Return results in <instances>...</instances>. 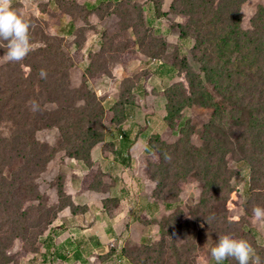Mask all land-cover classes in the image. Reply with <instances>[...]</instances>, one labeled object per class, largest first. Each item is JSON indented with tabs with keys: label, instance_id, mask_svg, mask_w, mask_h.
I'll return each mask as SVG.
<instances>
[{
	"label": "rangeland",
	"instance_id": "374dc122",
	"mask_svg": "<svg viewBox=\"0 0 264 264\" xmlns=\"http://www.w3.org/2000/svg\"><path fill=\"white\" fill-rule=\"evenodd\" d=\"M59 1L12 0L35 50L13 63L0 48V264H218L210 250L223 235L249 241L264 259V221L252 211L264 207V0H166L185 39L157 21L151 3L147 24L160 32L139 27L141 47L129 31V46L110 45L94 72L88 54L101 50L100 33L109 28L126 42L121 27L146 0L113 4L122 5V25L102 23L98 15L111 9L104 0ZM85 5L99 10L88 18L99 34L87 35L80 54L72 14ZM161 39L177 45L183 67L148 59ZM132 76L144 86L118 128L101 105L109 110ZM166 93L181 106L174 127L163 119ZM62 119L75 125L59 127ZM89 130L104 142L93 143ZM79 136V159L69 158ZM108 198L120 200L112 213Z\"/></svg>",
	"mask_w": 264,
	"mask_h": 264
},
{
	"label": "trees",
	"instance_id": "16d2710c",
	"mask_svg": "<svg viewBox=\"0 0 264 264\" xmlns=\"http://www.w3.org/2000/svg\"><path fill=\"white\" fill-rule=\"evenodd\" d=\"M165 1L166 0H146L145 2H142L138 5H136L134 8H132V10L134 11V13L136 15L137 20L135 22H133L132 25H129L127 27H125V26L121 27L123 29V35H124V36L123 35L122 36L126 37V40H125L126 42H123L124 44L117 41V39H119L121 36H116V38H112L111 31H108L109 28L105 29V31L101 32L100 33L101 34V41H102L101 50L89 51V54H88L89 55L88 56L89 63H90V67H89L90 72L96 71L95 69L98 67L96 59H99L101 54L103 55L106 52H108L110 50V47H111L110 45L113 44L115 47H118V46L122 47L123 46V48H125V47L127 48L129 46V43L133 40V36L129 31L134 32L136 39H137V42L140 44L141 47H143L137 31L139 30V27L142 29H145V28L146 29H152V26L147 24L150 22H148V20H146V17H147L148 11L150 9L151 3L153 5V9H154V13H155V17H156L157 21H160L163 24V26L167 27L171 31L172 34L179 36V38L185 39L187 37V34H188L186 25L184 26L183 24L176 22L175 18H170V17H172V14L167 15V12L164 11ZM61 3H62V0H60L58 3L60 5V8L62 5ZM77 4H78V2H77ZM102 4H106L109 6L111 5V9L109 10V13L107 12L106 14H104V16H101L99 14V10H95L93 8L94 6L90 7L88 5L82 6V7H84V9H83L84 14H82L81 16H74L72 14L73 24L76 25V29H75L74 33H75V37L77 38L73 42V44L77 48V51H79L80 54H83L86 50L87 35L90 32H94V33L99 34V30L94 25H91L90 22L88 23V18L90 19L91 15L99 14L98 17L101 19L102 23H103V21L106 22V18L109 21L115 19L114 20L115 22L116 21L121 22V17L119 14L121 12L120 9H121L122 5H120L121 7H117V9H114L116 6L114 8H112L113 4H116V5L119 4V0L113 1V2L111 0H104V2L101 3V5ZM64 11L68 12L67 10H64ZM70 15H71V13H70ZM152 30L157 33L158 29L154 28ZM152 30H150V32ZM79 36H80V38H79ZM45 40L48 41V44L52 43L51 40L47 36H45ZM161 40H162L161 43H159L156 47H153L154 48L153 55L150 54L149 56H147L148 59L151 61H154L155 63L158 62L159 66H161V65L162 66H169V68H177V69H180L181 67H183L184 61L182 60V58H179L180 52L177 49V45L172 44V46H171V43H169L166 39H161ZM61 46L62 45H60L59 47H61ZM141 47H140V49L142 51ZM63 52L66 55L65 51H63ZM115 53H116V55H115L116 57H115V61L112 63L113 66H116L117 64H120V62H121V59L119 57V53H120L119 49L117 50V52L115 51ZM66 58L69 60V69H73L76 66V62L73 60L71 55H69L68 57L66 55ZM105 71H107V70H105ZM113 73H114V71L110 70L108 72V74H107V72L103 73V74L108 75V77H110V76L113 77ZM130 78L129 77L124 78L121 81L122 86H130V87H127L126 90H122L119 100L113 106H111L109 110L105 109L101 105L102 114L105 117L107 116V114H109L110 118H111V125L116 126L118 128L124 127L125 122H127L126 112H127L128 106L130 107L131 105H135V104L137 105L138 104L137 94H135V92H133V90L138 86H144L141 83L140 77L132 76L133 80ZM128 82H130L131 85H127ZM163 95L167 96L168 100H169L168 93L163 94ZM173 104H175L173 101H170V100L168 101V104H167V107L165 110V114H164V118H163L165 122H167L171 125V127H174L173 126L174 125L173 121H175L174 117L177 116V114L179 113L178 111L181 107V106H178V105L176 106ZM87 118H88V116H84V119H87ZM74 119L73 120L72 119H62L59 121L58 125H59V127H62V128H64L65 126L71 127V126L75 125ZM88 133L93 134V135L94 134L97 135V139L93 143H101V142L103 143L104 142V135H103L104 133L99 134L98 132H93L92 130H89ZM160 138H161L160 136L154 137V139H156V140H159ZM160 140L163 141L162 138ZM83 141H84V138L80 137V136L74 140V143H72L73 146L67 150V156L69 158L79 159V154L81 152L80 148H83L82 147ZM162 145L165 146L166 143L162 142ZM115 147L116 146L114 144L111 146L112 151L114 150ZM122 149H126L125 143L122 144ZM128 149H130V147ZM153 177L155 178L156 182L159 183V185L162 184V180H161L160 175L154 174ZM155 200L157 202H159V199H155ZM102 203L105 206L106 210H108L109 213H112L114 208L116 209L118 206H120V200H118L116 198L105 199V200H103Z\"/></svg>",
	"mask_w": 264,
	"mask_h": 264
},
{
	"label": "clouds",
	"instance_id": "9594fccd",
	"mask_svg": "<svg viewBox=\"0 0 264 264\" xmlns=\"http://www.w3.org/2000/svg\"><path fill=\"white\" fill-rule=\"evenodd\" d=\"M30 29V22L15 11L12 0H0V42H3L0 48H6L2 56L5 62H21L35 50ZM47 75L45 69L40 70L41 79H47ZM31 109L40 111L41 106L33 100ZM165 158L170 159L168 156ZM252 211L257 221H264V207L256 206ZM210 255L218 264L229 258L235 260L237 264H264V259L256 253L249 241L236 239L230 235L218 237V242L215 247L211 248Z\"/></svg>",
	"mask_w": 264,
	"mask_h": 264
},
{
	"label": "crops",
	"instance_id": "0c3cea01",
	"mask_svg": "<svg viewBox=\"0 0 264 264\" xmlns=\"http://www.w3.org/2000/svg\"><path fill=\"white\" fill-rule=\"evenodd\" d=\"M144 85V84H143Z\"/></svg>",
	"mask_w": 264,
	"mask_h": 264
}]
</instances>
